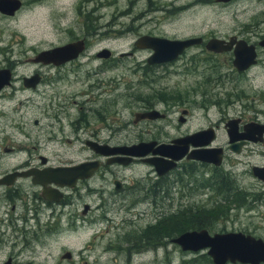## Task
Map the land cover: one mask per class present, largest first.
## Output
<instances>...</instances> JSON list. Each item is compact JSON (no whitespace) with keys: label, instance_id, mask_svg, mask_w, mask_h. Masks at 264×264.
I'll return each mask as SVG.
<instances>
[{"label":"flooded vegetation","instance_id":"obj_1","mask_svg":"<svg viewBox=\"0 0 264 264\" xmlns=\"http://www.w3.org/2000/svg\"><path fill=\"white\" fill-rule=\"evenodd\" d=\"M38 1L0 0V20L15 21L22 17L26 4L37 2L36 5H38L40 3ZM31 19L34 20L33 15ZM142 36L156 37L150 34L139 37ZM231 37L236 41L242 40L235 36L222 40L228 41ZM77 38L66 44L81 41L84 46V40ZM210 38L215 37L208 39ZM206 41L202 39L199 45L204 46ZM257 43L252 44L254 48ZM56 47L59 46L39 50L31 57H23L25 60L22 63L18 61L19 58L9 57L8 59L5 52L0 50V133L9 118L17 117L21 121L8 127L11 130V136L0 139L1 247H6L11 239L13 241L20 239L23 246H26L29 244L26 241L27 238L39 239L40 237L46 238L47 241L41 240L48 244L56 245L59 243L58 236L61 233L67 235L73 228L77 230L79 227L86 226L85 215L89 207L87 203L79 201L83 197L93 195L102 200L119 199V202L110 203L112 209L114 207L131 216L132 219L134 216V229H130L124 238L129 244L130 254L140 255L148 249L164 247L168 241L171 243L173 238L184 232L199 230H205L210 236L241 233L260 240L264 244V122L259 120L260 116H258L263 115L262 111L250 116L248 111L250 107L242 105L241 110L234 116H226V111H223L220 117L211 121V125L189 129L191 113L183 106H179L181 99L179 97L175 100L165 99L158 93L152 98L153 101L146 100L138 108L139 111L132 114L131 123L137 125L162 122L165 124L161 129L168 128L175 133L160 140L155 138V135H150L148 130L136 133L132 138H116L117 135L112 131L104 138L102 129L105 120L111 119L105 112L109 110L107 104L109 101L97 100L95 97L94 102L92 96L88 97L87 89L81 91L79 96L67 95L64 80L60 75V71H66L65 65L82 55L84 47L77 56L63 63L42 64L32 61L40 52ZM133 48L149 51L148 57L153 53L149 49ZM135 50L123 54L131 56ZM226 53L231 55V51ZM109 54L108 57H111V52ZM228 61L231 65L232 58ZM4 71L7 77L6 82L1 80ZM76 97L79 99L76 100ZM111 104L114 102L112 101ZM28 106H32L30 111L27 110ZM72 109L74 115L70 116ZM174 112L176 116L171 119L170 115ZM148 113H151L152 119L141 118V115ZM28 115L32 116L31 124L34 128L31 135L26 128ZM22 120L25 121L22 122ZM209 130L211 136L208 141L205 138L206 135L193 138L194 135ZM175 142H179L176 144V150L173 148ZM72 143H77L78 150L82 153L77 159L65 157V151L72 146ZM142 144H152L151 150L165 145L173 148L168 151L170 155H175L177 152L183 154L174 162L171 169L162 172L161 167H153L145 161L158 158L150 153L138 158H129L125 164L114 161L112 156L103 157L95 153L99 147L112 149ZM204 149L212 150V163L188 158L190 153ZM241 152L250 154L256 152L258 161L248 165L241 162L238 159ZM169 160L162 158L161 162ZM82 164L93 166V168L79 169ZM204 165L211 167L207 186L212 191L213 207L207 209V214L200 215L194 209L187 208L168 215L163 213L165 208L162 205L153 208V211L148 209L152 204L155 205L154 199L159 198L162 201L167 197V183L173 172L182 175L178 181L185 182L182 184L185 197L198 194L199 187L193 175L199 166ZM242 165H247V169H241L239 166ZM138 166L146 169L141 175L130 177L123 175V171ZM76 167L78 168L72 169ZM245 175L250 180L244 181ZM127 199L132 201L127 203ZM148 210L149 213H147ZM229 210L241 212L245 216L243 230H251L247 233L223 232V230L213 231L211 227L210 233L208 228L203 229L204 226L209 225L208 218L213 219L217 211V214L226 215ZM147 215L153 216L148 222H146ZM138 220H142L139 225L136 224ZM174 223H178L177 227L180 226L182 232L173 234L168 239L167 226ZM198 227L202 228L198 229ZM188 252L181 251L183 255ZM65 253H68V259L72 257L70 251H63L62 255ZM3 259H0V264L7 261L10 264L18 263L8 256ZM258 264H264V261Z\"/></svg>","mask_w":264,"mask_h":264},{"label":"rangeland","instance_id":"obj_2","mask_svg":"<svg viewBox=\"0 0 264 264\" xmlns=\"http://www.w3.org/2000/svg\"><path fill=\"white\" fill-rule=\"evenodd\" d=\"M39 1L38 5L37 2L26 4L22 17L15 21L0 20V50L8 59L19 58L22 63L23 57H31L39 50L64 45L77 37L83 39L82 55L65 65L66 71H60V75L67 95L79 96L87 89L88 97L92 96L94 102L95 97L109 101V110L105 112L111 119L105 120L104 138L112 131L116 138H132L134 134L148 130L160 140L175 133L168 128L161 129L165 124L162 122L131 123L132 114L139 111L146 100L153 101L158 93L165 99H181L179 106L191 113L189 129L211 125L223 111L226 116H234L242 105L256 109L248 108L250 116L262 111L263 115L258 116L264 122V48L255 46L256 63L243 73L229 65L230 53H207L203 44L192 46L172 62L154 66L145 63L149 51L133 48L134 40L146 34L167 39L202 37L203 41L209 37L226 39L235 36L255 44L264 35V0H230L226 3L215 0ZM101 49L111 52V57L96 58L95 53ZM133 50L131 56H118ZM73 115L72 109L70 116ZM175 116L174 112L170 118ZM26 120L31 135L34 129L32 116L28 115ZM17 122H21L17 117L8 119L1 129V140L11 136L8 127ZM78 149L77 143H72L66 149L65 157L79 158L82 153ZM238 159L247 165L258 161L256 152H241ZM247 165L239 167L247 169ZM207 166H199L193 175L199 187L198 194L185 197L182 188L185 182L178 181L182 175L173 172L167 183V197L162 201L154 199L155 205L148 209L153 211L162 205L163 213L168 215L187 208L200 215L207 214V209L213 207L212 191L207 186L211 167ZM144 170L138 166L123 171V175L139 176ZM247 180L250 178L245 175L244 181ZM118 200H102L94 195L83 197L79 202L87 203L89 207L85 215L86 226L73 228L67 235L61 233L56 245L48 244L41 240L47 239L41 237L27 238L29 244L26 246L20 239H11L6 247L0 246V259L8 256L17 264H181L204 254L202 251L196 255L190 252L183 255L169 241L164 247L148 249L140 255L130 254L124 238L130 229H134V216L132 219L122 211L112 209L110 203ZM130 201L126 200L127 203ZM202 210L205 213H201ZM217 212L213 219L208 218L210 233L211 227L213 231L223 232L247 233L251 230H243L245 216L241 212L229 210L226 215ZM152 218L147 215L146 222ZM63 251H70L72 257L61 258Z\"/></svg>","mask_w":264,"mask_h":264},{"label":"water","instance_id":"obj_3","mask_svg":"<svg viewBox=\"0 0 264 264\" xmlns=\"http://www.w3.org/2000/svg\"><path fill=\"white\" fill-rule=\"evenodd\" d=\"M230 0H215L218 3H226ZM202 42L201 38L193 37L186 39H165L142 36L136 39L133 46L138 49H149L153 53L146 59L145 63L150 65L164 64L175 60L185 49L199 45ZM257 46L264 48V35L258 41ZM205 51L213 54L226 53L231 51L232 61L231 65L236 72H243L247 68L254 66L256 63L255 48L251 44H246L243 40H235L233 37L228 41L210 38L204 44ZM83 50L81 41L65 44L56 47L52 50L42 51L33 58V62L42 64L48 63H63L71 60L79 52ZM109 52L102 49L96 54L98 58H107ZM123 54H120L122 56ZM6 72H2L1 80L6 82ZM141 118L152 119L151 113L141 115ZM206 135V136H205ZM204 137L207 139L211 136V131H205L194 135L195 137ZM175 142L173 145L176 150ZM200 144V143H199ZM152 144H142L136 146L119 147V148H101L99 147L95 153L103 157H114L113 160L121 164H125L129 158H138L150 153L153 156H158L157 159L145 160L153 167H161L162 172L171 169L174 162L179 160L182 152H177L175 155H170L169 150L172 147L160 145L151 150ZM148 149V150H147ZM212 150H197L188 156L189 159L196 160L204 163H212L211 157ZM175 152V151H174ZM162 158H168L169 161L161 162ZM89 167L90 170L93 166L82 164L81 168ZM72 168V169H77ZM156 169V168H155ZM171 243L177 246L181 251H189L192 253L204 251L206 256L210 259L212 264H225V263H239V264H258L264 261V244L251 236H245L241 233H224L208 235L205 230L197 232H184L171 240ZM62 258L68 259V253L62 255ZM2 264H10L9 261Z\"/></svg>","mask_w":264,"mask_h":264},{"label":"trees","instance_id":"obj_4","mask_svg":"<svg viewBox=\"0 0 264 264\" xmlns=\"http://www.w3.org/2000/svg\"><path fill=\"white\" fill-rule=\"evenodd\" d=\"M201 213H205V210H202ZM177 224L178 223H174V225L168 224V226H167V236H168V239H170L173 234H176L177 235V234H179V233L182 232L181 227L180 226L177 227ZM201 228L202 227H198V229H201ZM205 228L210 229V226L209 225L204 226L203 229H205ZM195 263H197V264H211L210 259L205 254H203V255H197L195 257V259H193L191 261H186V262L182 261L181 262V264H195Z\"/></svg>","mask_w":264,"mask_h":264}]
</instances>
